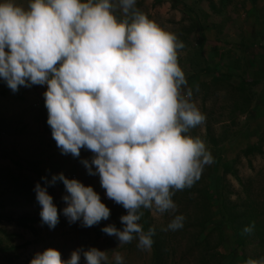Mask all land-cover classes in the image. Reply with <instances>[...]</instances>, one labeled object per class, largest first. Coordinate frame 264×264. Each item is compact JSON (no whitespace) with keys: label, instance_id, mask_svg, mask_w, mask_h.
<instances>
[{"label":"clouds","instance_id":"clouds-1","mask_svg":"<svg viewBox=\"0 0 264 264\" xmlns=\"http://www.w3.org/2000/svg\"><path fill=\"white\" fill-rule=\"evenodd\" d=\"M137 0H0V81L13 92L44 86L51 137L62 155L80 157L87 174L98 176L106 198L123 207L122 225L101 231L122 246L152 247L155 230L138 223L175 213V191L192 187L212 156L190 129L205 121L178 62L183 42L140 11ZM117 9L123 18H117ZM33 188L40 218L52 230L63 215L81 227L108 220L110 209L92 186L62 173L42 176ZM62 182L64 207L48 188ZM174 215L166 230L183 227ZM254 224L243 232L250 234ZM125 264L96 247L77 248L67 259L54 248L37 252L29 264ZM245 264H264L248 258Z\"/></svg>","mask_w":264,"mask_h":264},{"label":"rangeland","instance_id":"rangeland-1","mask_svg":"<svg viewBox=\"0 0 264 264\" xmlns=\"http://www.w3.org/2000/svg\"><path fill=\"white\" fill-rule=\"evenodd\" d=\"M17 3L26 6L27 0H17ZM180 3L178 0H137L136 7L183 42L184 49L178 51V60L181 63L195 49L194 43H190L194 36H187L185 31L192 28L191 24L201 25V29L196 28L201 31L197 36H203L202 53L214 73L211 76L194 78L192 81L186 77L188 87L193 90V101L205 116L204 123L190 129L187 134L199 137L212 156V163L205 166L200 178L212 172L208 183L212 192L214 222H222L218 216L219 211L224 214L219 205L222 198L229 205L238 206L236 209L239 211L248 198L255 201L259 214L258 223L263 225V236L249 237L243 250L244 260L250 257L264 258V0H230L228 5L224 4L222 15H212L208 10L211 3L217 8L219 0H185ZM183 4L187 9L196 8L200 16L209 12L207 21L196 19L182 11ZM115 14L118 19L123 18L119 9ZM186 17L195 20V23H191ZM224 18H228V21L221 25ZM217 23L221 25L219 29L216 27ZM212 78L220 81L210 84ZM242 80L259 82L249 88L257 96L254 98L256 102L261 97L258 106L253 107L256 104L252 103V109L257 107L256 115L249 109V114L253 113L255 116L243 113V103L239 104L241 98L238 86ZM199 84L206 87L197 91ZM44 91V86L34 85L30 88L20 87L13 93L0 81V139L14 150L12 158L0 161V176L2 179L5 177L2 185L0 183V264H29L35 253L46 248L58 250L61 258L67 259L73 250L90 246L106 250L110 258L113 251L120 252L125 264H152L151 248H137L136 240L120 246L115 237L99 235L101 228L108 224L119 228V217L126 214V210L106 198L98 176L88 175L80 163L81 159H90V151L81 149L78 158L60 153L46 123L47 110L41 94ZM235 104L239 105L235 107ZM251 144L259 145L261 153L248 158L241 155L240 152ZM223 162L230 164L234 175L228 173L223 177ZM59 173L69 179L75 178L86 186H92L101 196V201L110 209L108 220L85 228L79 222L69 224L60 215L59 223L54 229L50 230L47 225L42 224L40 206L35 200L33 188L36 182L43 186L42 176L50 179L52 175ZM48 192L53 197L59 215L60 209L65 206L61 199L65 194L63 183L58 181L48 188ZM174 203L177 206V202ZM179 211L176 207L175 213L178 214ZM193 212L195 211L190 209L187 216H192ZM175 213L154 216L150 212L152 227L156 232L165 234ZM31 218L38 222L18 225L19 220ZM192 220H185L183 227L192 225L194 219ZM195 233L190 230L186 236L180 234L172 242L165 237L164 243L167 246L169 244L173 250L168 264H199V254L188 253L189 240ZM226 233L230 237L229 230ZM4 248L11 250L3 252ZM234 249L237 254L240 253V247H236L233 239L228 238L219 249L224 256L222 264L243 263L234 258ZM79 264H84L83 257Z\"/></svg>","mask_w":264,"mask_h":264},{"label":"trees","instance_id":"trees-1","mask_svg":"<svg viewBox=\"0 0 264 264\" xmlns=\"http://www.w3.org/2000/svg\"><path fill=\"white\" fill-rule=\"evenodd\" d=\"M183 1L185 0H178V3L179 2L183 3ZM229 2L230 0H219V5L217 6V8L214 3H211L208 10L211 12L212 15H222L223 9L225 8L224 4L228 5ZM251 2H254V0H251ZM184 5L185 4L182 5V9H183L182 11H186L188 14H190L191 17H195L196 19L202 18L203 21H205L206 18L209 16V12L207 13L204 11L205 13L202 14V16H200L199 13L196 12L197 11L196 8L189 7L187 9V7H185ZM186 19L192 21L191 18L189 17H186ZM226 21H228V18H224V20H222L221 25ZM191 23H195V20H193ZM191 25L192 28L186 30L185 32L187 36L188 35L190 37L194 36V38H192V42L190 43H194L193 46L195 47V49L194 51L192 50V52L189 53L187 58L183 60V63L179 62V60L178 62L185 76L192 81L194 78H201L204 77L205 75L211 76L214 72L208 66L202 53L203 36H197V34L201 32L197 30V29H201V25L199 24L197 26L195 24L196 27L194 24ZM221 25L220 23H217L216 27L219 29ZM218 81H220L218 78H212L209 82L210 84H216ZM258 84L259 82L250 83L245 80H242L240 81V85L238 86V91L241 98L239 104L243 103V107L241 109L244 110L243 113L246 114L248 113V116H253L257 111L256 110L257 107L252 109V103L256 104L253 107L258 106V103L260 102L261 99L260 97L256 102L254 98H256L257 96H255L249 88L252 85H258ZM205 87L206 86H204V84H199L197 85V91L198 89H203ZM246 92H249V94ZM263 98L264 96H262V99ZM238 105H236L235 107H237ZM249 109L254 114L253 113L252 115L251 113L249 114ZM260 149L261 147L259 145L251 144L246 146L240 152V154L248 158L250 156H254L255 154L261 153ZM219 161L222 162L221 159ZM221 167H222L223 177L228 173L234 175V172L230 168L231 166L229 163L223 162L221 164ZM207 170H209V166H207ZM211 173H207L206 176L200 178L192 187L175 191L172 197L173 201L177 202V207L180 210L178 214L175 213L174 215H183L185 218L184 221L185 220L193 221L192 219H194V223L192 225L188 224L176 231L166 230L165 234H162L161 232H156V229L152 227L151 219H150V211L143 210L144 215L142 216L141 220L138 223L142 224L145 231H147L149 228L155 230V234L152 237L154 243L151 247L152 258H153L152 264H168V261L170 260L171 255L173 254L172 247L169 246L168 243H167L168 246L166 245V243H164L165 237L170 238V241L172 242V240H174L176 236L180 234H184L186 236V234L190 230L196 233L195 235H192V237L189 240L190 247L188 253L189 252L195 254L198 253L200 258L199 264H205L208 262H212L214 264H222L221 260L223 259L224 256L220 253L219 249H221L223 245H225V242L228 240V238H232L236 247H240L239 254L236 253V249L233 250L234 258L236 260L237 259L241 260L243 262L242 264H245L243 250L245 245L248 243L249 237L255 235H258L260 237L263 236V231H262L263 225L261 222L258 223L259 214L257 213L256 202L251 201L248 198V200L243 204V206H241V210L239 211L238 209H236L238 206L229 205V203H227L226 200L222 198L219 205L221 211H223L224 214L220 211L218 213V216L220 217V221L222 222L215 223L213 204L211 203L212 192L211 190H209L210 183H208V179L210 178ZM243 189L245 191H248L246 186H243ZM190 209H193L195 212H193L192 216H187V214L190 212ZM35 222H38V220L32 218L27 220L23 219L18 221L19 223L18 225L24 226L27 225V223L33 224ZM210 224L213 225L210 227ZM253 224H254V228L250 234H246L243 232V229L246 226ZM121 227L122 225L119 226V228ZM227 230H229V232L231 233L230 237L229 234L226 233ZM102 234L105 233L100 231L99 235ZM211 243H213V246H211ZM2 251H4V249Z\"/></svg>","mask_w":264,"mask_h":264},{"label":"crops","instance_id":"crops-1","mask_svg":"<svg viewBox=\"0 0 264 264\" xmlns=\"http://www.w3.org/2000/svg\"><path fill=\"white\" fill-rule=\"evenodd\" d=\"M38 89H41V87H38ZM41 94H43V93H41ZM41 104L43 105L42 102H41ZM2 134H5V133H1V135ZM17 136H20V134L17 135ZM6 145L7 144H5L4 140L3 139L2 140L0 139V161H2V160H8V159H10V158L13 157L12 154H14V150H13L12 146H8L7 147ZM3 179H5V177ZM3 179L0 176V183H1V185H2V182H4ZM1 185H0V187H1ZM0 191H1V189H0ZM9 250H11V248H8V249H5L4 248V251L3 252H8Z\"/></svg>","mask_w":264,"mask_h":264}]
</instances>
